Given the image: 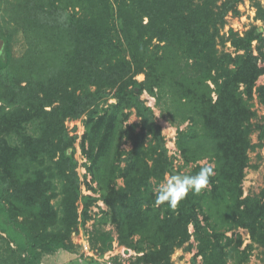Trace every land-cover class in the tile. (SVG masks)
<instances>
[{
    "label": "trees",
    "instance_id": "obj_1",
    "mask_svg": "<svg viewBox=\"0 0 264 264\" xmlns=\"http://www.w3.org/2000/svg\"><path fill=\"white\" fill-rule=\"evenodd\" d=\"M243 1L22 0L14 5L19 29L13 30L3 24L0 5L4 262L41 264L59 251L74 252L72 235L92 220L99 201L108 210L97 221L95 250H113L114 237L102 230L112 225L117 243L138 254L131 264H174L185 246L196 248L191 264H245L256 246L264 248V193L244 197L243 191L251 136L258 132L264 141L252 106L255 92L264 104V85H257L264 76V27L244 36L231 30L228 41L221 36ZM251 1L264 23V5ZM18 30L29 44L21 58L12 49ZM226 42L233 53L220 51ZM145 92L178 130L177 146L190 167L184 174L214 169L209 185L175 209L155 204L153 183L180 171ZM110 99L116 102L105 107ZM132 111L139 124H128ZM84 117L81 149L92 179L86 184L98 197L82 193L79 136L66 127ZM239 229L250 235L245 247L234 235Z\"/></svg>",
    "mask_w": 264,
    "mask_h": 264
},
{
    "label": "rangeland",
    "instance_id": "obj_2",
    "mask_svg": "<svg viewBox=\"0 0 264 264\" xmlns=\"http://www.w3.org/2000/svg\"><path fill=\"white\" fill-rule=\"evenodd\" d=\"M22 0H0L1 5V20L3 24L5 22H8V28L10 29H16L18 28V25L16 23V17L14 18V5L18 2H21ZM225 0H220V3H222ZM264 5V0H259ZM22 4V3H21ZM239 15H234L230 13L226 19V25L221 30V36L224 37L226 41H228L230 37V31L233 30L234 33L244 36L252 27H264V23L261 21H258L256 19L257 16V10L254 7V4L251 0H244L242 3L238 6ZM19 29V28H18ZM257 45V43H254V47ZM4 48V46H3ZM13 49V55L16 58H21L25 55V53L29 50V44L27 37L25 34L20 32L19 30L14 33V39L12 44ZM220 51H226L233 53L235 50L231 46L230 42H226L225 46H220ZM257 54V52H256ZM261 65L264 67V61L260 62ZM139 81H143L145 79L144 75H140L137 77ZM258 86L264 85V76H262L258 82ZM142 99L146 102L148 106H150L156 114L157 122L162 127V133L166 140V147L169 152V157L173 162V165L175 167L176 171H180V173L184 174L190 170V167L185 166V162L182 158L181 151L178 149L177 146V136H178V130L176 127L172 126L166 119H164L161 116V113L156 106V100L151 97L148 93H144L142 96ZM116 100L110 99L107 101V103H104V106L106 107L108 104L115 103ZM253 110L256 113V117L253 121L254 124H262L264 123V104L261 102L259 98V93L255 92L254 100L252 102ZM85 117L80 120H68L66 122V127L71 132V135L77 134L79 136V139L76 142V158L79 161V168L78 173L81 177V180L83 181L82 185V193L84 195H92V196H99V193H95L91 191L86 183H91L92 179L87 173L86 164L88 163L87 159L84 157L81 149V141L82 137L85 133V127H84V121ZM140 119L136 116L135 112L132 111V114L129 118L128 124H139ZM186 125L182 127L184 129ZM76 131V132H75ZM252 144L254 145V148L249 151V158L250 163L249 167L245 170V179L243 181V191H244V197L247 196H260L262 193H264V141L260 142L258 140V132H254L251 136ZM132 148L131 144L129 142H124L122 149L125 151H129ZM207 161H203L200 164L204 165ZM124 164H122L123 166ZM88 176V179L84 180L85 176ZM159 183L154 182V191ZM94 187L97 188V184H92ZM118 185L122 186L123 182L122 180L118 181ZM81 210V207H80ZM107 206L102 202L99 201L96 205H94L91 208V215L92 220H90L85 226H79L78 231L73 233L72 235V243L75 246V251L67 253L68 251H59L53 255L47 256L41 264H107L108 261L112 262L113 264H131V262L135 261L138 254L127 247L121 246L117 243V231L112 225H105L102 227L103 231L109 232L114 237L115 242L113 243V250L110 252H106L104 255L99 253L97 250H95L94 245H97L96 249H99L101 244H96V239L94 236H96L97 230V221L102 217L103 212L107 211ZM193 227L191 226L190 233L193 234ZM234 235H241L244 241L245 247L247 244L251 243L250 235L247 230L239 229L234 232ZM233 232L228 233L229 236H232ZM138 238V237H137ZM136 238V239H137ZM9 241V238L6 237V235H3V238H0V264H16L15 258H13L12 261H9V263L4 262V259L8 256L9 253H6V244ZM83 243H88L89 248L92 252L95 253L96 258H92L93 261L87 262L86 260L91 258L89 254L85 252L83 249ZM115 243L117 245H115ZM191 243L195 246L197 245L194 237L191 239ZM12 249L16 250L17 247L14 244H11ZM94 248V249H93ZM127 250H129V253H127ZM64 253L66 257H70L71 260H68L64 258V260H58L56 257L59 255L58 253ZM196 253V248H194L192 251H189L187 249V246L184 248H179L176 250L175 254L172 257V261L174 264H191V259L193 258L194 254ZM5 257V258H4ZM4 258V259H3ZM62 261V262H61ZM199 262L201 264V259H199ZM228 264H238L236 262L230 261ZM245 264H264V248L257 247L253 250V253L250 256V259Z\"/></svg>",
    "mask_w": 264,
    "mask_h": 264
},
{
    "label": "clouds",
    "instance_id": "obj_3",
    "mask_svg": "<svg viewBox=\"0 0 264 264\" xmlns=\"http://www.w3.org/2000/svg\"><path fill=\"white\" fill-rule=\"evenodd\" d=\"M214 175V169L209 164L195 174L174 173L168 175L155 189V204H163L175 209L186 199L189 193H199L205 189Z\"/></svg>",
    "mask_w": 264,
    "mask_h": 264
},
{
    "label": "crops",
    "instance_id": "obj_4",
    "mask_svg": "<svg viewBox=\"0 0 264 264\" xmlns=\"http://www.w3.org/2000/svg\"><path fill=\"white\" fill-rule=\"evenodd\" d=\"M190 229H191V227H190ZM115 245H117V244L115 243ZM130 252L132 253L131 250H130ZM67 253H69V256L71 255L70 252H67ZM110 253H112V252H110ZM58 254H59V255H57V257H56L58 260L60 259V260L63 261L64 258L67 259L68 262H69V260H71L70 257H66V255H65L64 253H62V252H61V253H58ZM60 260H59V261H60ZM62 261H61V262H62ZM86 261H87V262H90V261H93V259H92V258H89V259H87ZM64 264H65V263H64ZM68 264H69V263H68ZM105 264H106V263H105Z\"/></svg>",
    "mask_w": 264,
    "mask_h": 264
},
{
    "label": "built area",
    "instance_id": "obj_5",
    "mask_svg": "<svg viewBox=\"0 0 264 264\" xmlns=\"http://www.w3.org/2000/svg\"><path fill=\"white\" fill-rule=\"evenodd\" d=\"M83 249L85 250V252H86L87 254H89V256H90L91 258H96L95 253L91 251V249L89 248L88 243H83ZM105 263H106V262H105ZM107 264H113V263L110 262V261H108Z\"/></svg>",
    "mask_w": 264,
    "mask_h": 264
},
{
    "label": "water",
    "instance_id": "obj_6",
    "mask_svg": "<svg viewBox=\"0 0 264 264\" xmlns=\"http://www.w3.org/2000/svg\"><path fill=\"white\" fill-rule=\"evenodd\" d=\"M4 41L0 40V52L3 50ZM127 253H129V250H127Z\"/></svg>",
    "mask_w": 264,
    "mask_h": 264
}]
</instances>
